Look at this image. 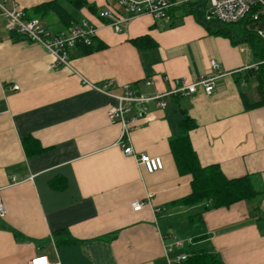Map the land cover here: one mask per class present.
<instances>
[{"label":"crops","instance_id":"1","mask_svg":"<svg viewBox=\"0 0 264 264\" xmlns=\"http://www.w3.org/2000/svg\"><path fill=\"white\" fill-rule=\"evenodd\" d=\"M15 1L36 18L33 9L52 0ZM86 1L93 12L64 9L77 22L72 26H93L105 49L86 56L73 50L75 74L50 69L46 50L9 35L0 12V264L40 257L48 264H175L185 250L212 253L222 264H264V196L228 208L179 206L191 192V177L177 173L169 152L186 114L196 124L189 139L201 166L216 165L226 179L250 176L264 190V106L245 110L240 96L244 69L255 63L248 48L210 34L179 5L166 19L141 15L115 33L98 18L106 8L121 13L114 2ZM44 20L53 32L72 27L64 29L51 13ZM142 36L145 47L130 43ZM211 60L223 75L212 95L165 98L163 109L149 104L135 123L134 152L163 164L146 173L117 146L120 126L107 117L113 101L83 81L110 80L117 94L123 84L139 94L163 93L175 80L211 74ZM28 137L35 142L26 145L35 151L29 155ZM133 202L143 203L140 211L132 210ZM177 235L191 244L172 246ZM67 237L72 244H57Z\"/></svg>","mask_w":264,"mask_h":264},{"label":"built area","instance_id":"2","mask_svg":"<svg viewBox=\"0 0 264 264\" xmlns=\"http://www.w3.org/2000/svg\"><path fill=\"white\" fill-rule=\"evenodd\" d=\"M122 12L106 8L99 12L98 18L102 23L110 27L115 33H121L123 26L130 20L141 16L149 15L153 20H163L167 18L171 7L179 5L185 8L192 7L196 3H206V21H216L222 25H234L243 21L248 16L257 23H264V0H111ZM0 12L5 18V29L9 35L39 44L51 57L49 68L57 70L64 68L75 74L70 59L73 48L77 42L89 45L95 37V29L86 21L60 32H53L46 28L38 19L27 18L24 10L15 0H0ZM257 36L264 41V33L255 31ZM211 74L202 76L190 82L185 78L174 81L172 88L163 93L139 94L131 84H123L119 94L114 93L113 83L110 80L99 84H90L83 81L95 92L106 96L113 101V105L107 111L110 122L120 126V134L117 146L126 157H132L142 166L146 173L152 174L162 170L163 164L160 158H152L145 154H136L131 146L130 133L138 118L147 112L148 105L154 104L157 108L165 107V98L170 97H191L198 91L204 95H212L215 89V82L223 75L220 73V65L217 61L211 60L209 63ZM245 71L247 68L244 69ZM216 73V74H212ZM242 81V85H243ZM146 86L150 82L145 83ZM19 88L13 86L12 91ZM143 207L141 202H133L131 208L138 212ZM5 216V209L0 202V219ZM172 246L183 248L185 244H191L190 239H176L171 237ZM171 251V246L166 249ZM187 255L182 253L175 257L174 262L178 264L186 260ZM29 264H48L45 257L34 258Z\"/></svg>","mask_w":264,"mask_h":264},{"label":"trees","instance_id":"3","mask_svg":"<svg viewBox=\"0 0 264 264\" xmlns=\"http://www.w3.org/2000/svg\"><path fill=\"white\" fill-rule=\"evenodd\" d=\"M61 2H65L76 11L81 9H87L90 12L94 11V6L88 4L86 0H52L40 4L33 9V12L37 14L35 19L40 20L48 29L51 28L46 25L44 16L50 13L57 18L58 23L64 29L77 23L73 16L64 9ZM171 2H175V0H171ZM184 9L188 14L193 15L196 21L210 34L228 39L233 46L244 45L248 48L255 63L253 67L246 70L243 80L246 81L248 77L254 78L258 100L256 102H249L245 94L241 93L242 104L245 110L264 106V41L253 30L257 22L253 21L251 16L234 25H222L213 20L206 21V3L204 2L196 3L188 9L184 7ZM26 17L34 18L27 15ZM145 42H148L146 36L130 40V43L139 49L146 46ZM147 44H149L147 46L152 45L150 42ZM103 49H105V45L97 42L95 37L89 45L77 42L73 48V50L78 51L83 56L99 52ZM236 83L239 82L236 80ZM195 127L194 120L183 114L178 123V134L169 140V152L177 173L180 176L187 175L191 177V192L179 200L177 205L189 207L204 204L206 209H218L228 208L240 201L260 202L264 196V190L255 188L252 177L244 176L237 179H226L216 165H200L189 139V132ZM28 143L34 144L35 142L29 137L23 140L27 155L33 154L35 151L28 153L26 147ZM63 234L67 235L66 232H63ZM72 243L73 241H70L68 237L57 241V244L64 245ZM185 253L187 255L186 260L178 264H222L216 255L212 253L205 251L190 253L186 250Z\"/></svg>","mask_w":264,"mask_h":264},{"label":"rangeland","instance_id":"4","mask_svg":"<svg viewBox=\"0 0 264 264\" xmlns=\"http://www.w3.org/2000/svg\"><path fill=\"white\" fill-rule=\"evenodd\" d=\"M62 6L69 12L71 13L72 15H75L76 12L73 11L66 3H62ZM260 30L261 32L264 33V23H257L254 25L253 27V30ZM244 46V45H243ZM245 47V46H244ZM255 80L254 78L252 77H249L245 84L243 86L240 87V90L242 93H245L246 96L248 97V99L251 101V102H254L256 100H258V95H257V92H256V89H255ZM177 239H182L181 237H183V235L179 236L177 235L176 236ZM185 239V238H184Z\"/></svg>","mask_w":264,"mask_h":264}]
</instances>
